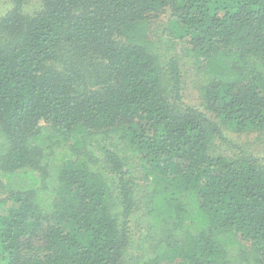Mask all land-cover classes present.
Masks as SVG:
<instances>
[{"label":"trees","instance_id":"16d2710c","mask_svg":"<svg viewBox=\"0 0 264 264\" xmlns=\"http://www.w3.org/2000/svg\"><path fill=\"white\" fill-rule=\"evenodd\" d=\"M27 1L0 19L1 260L264 264V158L224 134H264V0Z\"/></svg>","mask_w":264,"mask_h":264},{"label":"rangeland","instance_id":"374dc122","mask_svg":"<svg viewBox=\"0 0 264 264\" xmlns=\"http://www.w3.org/2000/svg\"><path fill=\"white\" fill-rule=\"evenodd\" d=\"M12 7L11 0H0V19L7 13ZM39 7V0H28L24 3L22 10L25 13H31L37 10ZM170 19L169 11L158 13L153 17V20L161 23H166ZM186 46L182 40L176 39V55L180 58V65L182 70V94L183 100L192 106H197L200 109L202 107V98L199 95V81L194 73L195 65L192 62H188L186 58L182 56V48ZM227 138L235 142L236 144L250 149L253 153L264 158V134H258L254 132L236 133L226 131L224 133ZM220 149L226 152L227 145L220 143L217 145ZM0 264H5L0 258Z\"/></svg>","mask_w":264,"mask_h":264}]
</instances>
